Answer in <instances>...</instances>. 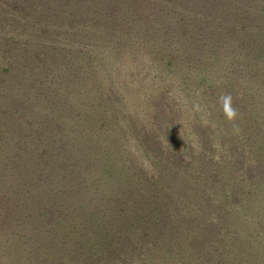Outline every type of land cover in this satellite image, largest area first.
Instances as JSON below:
<instances>
[{"label": "rangeland", "instance_id": "374dc122", "mask_svg": "<svg viewBox=\"0 0 264 264\" xmlns=\"http://www.w3.org/2000/svg\"><path fill=\"white\" fill-rule=\"evenodd\" d=\"M257 1L245 0L242 7L249 11ZM136 6L133 0H0V264H13V257L22 264H84L85 256L86 264H104L90 246L100 232L112 251L126 248L112 264H197L191 235L202 204H179L175 196L170 210L154 216L151 206L126 207L119 191L130 186L140 195L138 173L152 176L156 165L188 178L185 185L197 187L191 191L217 206L230 188L223 195L217 191L223 171L217 160H209L217 158L223 127L232 122L219 100L227 92L192 68L154 58L144 39L124 44L122 32L129 31L124 17L135 20ZM198 14L216 22L213 14ZM141 15L137 23L156 14L143 9ZM245 92L236 90V97ZM155 119L161 133L149 131ZM194 122L200 124L198 134L191 130ZM170 150L188 164L182 159L155 164ZM202 160L216 175L210 189L204 178L193 182ZM139 195L129 202H145ZM89 205L98 206L87 213ZM79 207L84 213L72 215ZM48 211L61 222L47 220ZM147 212L159 217L153 225L157 237L166 233L158 240L163 250L155 253L143 239L153 231ZM237 216L230 219L232 228L211 236L206 247L211 252L220 247L219 262L264 264V237L254 232L259 219L240 227ZM214 217L208 214L209 228ZM73 219L82 229L69 226ZM123 219L128 233L118 229Z\"/></svg>", "mask_w": 264, "mask_h": 264}, {"label": "trees", "instance_id": "16d2710c", "mask_svg": "<svg viewBox=\"0 0 264 264\" xmlns=\"http://www.w3.org/2000/svg\"><path fill=\"white\" fill-rule=\"evenodd\" d=\"M244 1L133 0V3L137 4L133 11L137 18H134L135 20L133 21L124 17L128 15L129 11H122L124 17L123 25L129 30L126 31L128 36H126L124 31L122 32L124 44L129 45L131 43L133 45L144 39L147 41L145 47L152 54L153 50L155 51V54H153L154 58L158 56L160 60L162 58L168 59L169 64L172 66L176 63L181 68H192L191 73L207 76V80L213 81V84H217L219 81L218 87L221 86L227 94L230 93L231 96H235L233 103L237 112L239 110L243 111L242 117L232 121L227 129L223 127L224 135L220 138L221 151L216 156V159H208L209 161L217 160L218 168L223 171L218 179L221 184L218 185L217 191L223 195L222 190L225 187L230 188L228 195L226 192L225 195L219 197L220 203L217 206L211 201L201 200L203 196L196 192L197 187L190 186V188L194 187L196 190L191 191L185 185L186 181H189L188 178H178L175 170L168 169L165 172L158 169L156 165L153 166L155 169L152 176H146L142 172L138 173L140 195L138 190H133L130 186L123 187L119 191V197L123 196L126 207L128 203L130 208L151 206L150 212L154 216L170 210L175 196L180 200L179 204H202V207H200L201 215L197 218V223H195L191 235V246H194L195 251L198 253L197 264H215L220 262V264H226L222 259H220V262L218 261L219 259L217 260L218 255L215 251L220 250V247L211 252L206 247V244H210L209 238L211 236L217 233L224 235L227 229L232 228L230 219L237 214H239L237 217L240 221V227L244 225L245 221L253 222L259 219L258 228L254 232L264 237V0H258L255 7L249 11L243 9L242 4ZM143 9H150L156 15L149 18L146 16L143 21L137 23L142 16ZM106 11L109 14L113 13L108 7H106ZM204 11L207 15L213 14L216 16V22L209 23L203 15L198 14V12ZM155 18L157 19L156 22L160 19L157 24H155ZM200 18L203 19L200 20ZM169 19L173 20L169 21ZM97 36L103 37L101 34ZM86 71L87 68L85 76L87 75ZM236 90L246 92L244 95L236 97ZM158 98H160V95L155 96V99ZM239 113L241 114V112ZM194 123L195 126L191 130L198 134L196 126L200 124L198 122ZM158 125V120L155 119L151 123L149 131L161 133ZM137 129H141V127L139 126ZM141 131L144 132L143 130ZM178 142L181 143V139ZM180 159H182L183 165L188 164L186 158H180L179 152L175 153L174 150H170L167 155H162L155 164L162 160L166 166L169 162L175 161L177 163ZM208 160L200 161L203 165L195 171L196 174L194 176L198 179L193 182H200L201 178H204L208 182L206 188L210 189L211 185L216 182V175H213L210 168L207 169V165L210 164ZM252 168L254 170L250 173L249 170ZM241 169H246L249 173L247 174L245 171L240 173ZM239 174L243 175L242 180ZM161 182L166 187L163 194L159 185ZM143 194L145 202L139 204L138 201L129 202L128 197L136 196L137 199V195L141 198ZM227 204H230L228 208L225 207ZM96 206L98 205L94 207L89 205L87 213ZM105 207L111 212L117 209L107 205ZM119 208H123V206ZM240 208L243 210L239 211ZM179 209H182L180 205ZM213 212L215 222L209 228V222H207L208 214H213ZM83 213L84 208L79 207L73 211L72 215ZM46 214L47 220L50 221L51 219L48 218H53L54 225L60 223L61 219H63L62 217L55 219L57 215H50L49 211ZM248 214H252V216L246 218ZM147 215L149 218V212L146 213ZM158 218H149L150 220H147L153 231L143 237L149 243L152 242V251L154 253L158 250H163L164 244L159 243L158 240L166 235V233L160 231L159 235H161V238H158V232L155 233L153 225ZM105 221L106 219L104 218L103 222ZM123 221L125 223L123 225L120 224L118 229L122 226L120 232L128 233L129 225L125 219ZM83 225L84 227L87 226V224ZM69 226L72 229H82L78 227V223L74 219ZM236 227L237 225H234V228ZM238 233L241 237L246 236L243 232ZM61 234L65 238H60L62 246L66 242L68 233L64 232ZM126 236L123 235L122 237L124 242H126ZM106 237L105 234L100 232L90 246L94 250H99L98 257L101 256L103 258L104 264H112L113 261L123 256L121 252L126 248L121 247L119 251H112L111 241L104 240ZM129 242L130 240L127 246L130 245ZM34 246L38 247L37 245ZM85 258L86 256L83 257L84 264H86ZM21 262L23 263V261ZM24 262V264H27L26 260ZM11 263L22 264L19 263L16 257H13V262ZM42 264H45V262Z\"/></svg>", "mask_w": 264, "mask_h": 264}, {"label": "clouds", "instance_id": "9594fccd", "mask_svg": "<svg viewBox=\"0 0 264 264\" xmlns=\"http://www.w3.org/2000/svg\"><path fill=\"white\" fill-rule=\"evenodd\" d=\"M220 105L225 117L229 121H234L238 115L237 110L233 107V98L230 94H223L219 98Z\"/></svg>", "mask_w": 264, "mask_h": 264}]
</instances>
